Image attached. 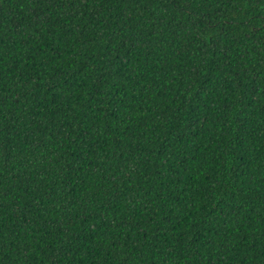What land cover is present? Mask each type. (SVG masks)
I'll return each mask as SVG.
<instances>
[{
    "label": "trees",
    "instance_id": "16d2710c",
    "mask_svg": "<svg viewBox=\"0 0 264 264\" xmlns=\"http://www.w3.org/2000/svg\"><path fill=\"white\" fill-rule=\"evenodd\" d=\"M0 264H264V0H0Z\"/></svg>",
    "mask_w": 264,
    "mask_h": 264
}]
</instances>
